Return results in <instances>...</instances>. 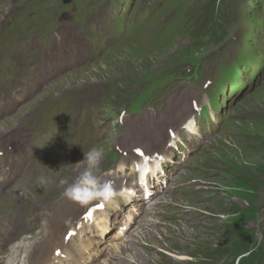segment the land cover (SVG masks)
Wrapping results in <instances>:
<instances>
[{
  "label": "rangeland",
  "instance_id": "rangeland-1",
  "mask_svg": "<svg viewBox=\"0 0 264 264\" xmlns=\"http://www.w3.org/2000/svg\"><path fill=\"white\" fill-rule=\"evenodd\" d=\"M88 1L91 0L84 1L81 8L78 4L83 3L82 0H78L77 4L72 1L71 10L64 12V15L72 19L73 7L79 9L74 13V17L75 14L79 16L86 9H89V12L84 13L85 17L96 13L93 18L96 25L88 23L86 18L79 26L86 25L88 31L97 36L94 37L99 54L97 61L82 70L58 78L55 83L45 87V91L38 94L31 103L29 102L30 104L21 106L11 117L1 119L0 140L13 137L17 144L25 145V138L21 135L27 130L28 136L30 129L35 127L39 128V138L45 143L46 137L53 135L51 130L53 122L56 123L58 103L61 100L68 99L73 106L86 102L104 108L108 103H116L121 93L126 92L125 86H121L116 90L117 92L107 93L101 88V84L104 82L113 86L120 76L118 72L121 64L126 65L127 68H132L135 64L140 66L133 74L131 72L125 74L126 78L130 77L127 80L131 86L135 85L137 80L152 79L156 71H168L169 76L171 74L176 76L175 71L181 67L190 69L194 66V61L201 56L200 61L204 68L214 67L219 70L225 62L223 59L231 60L234 54L239 53L238 49L241 48H237V45L240 42L244 47H251L247 42V33L253 35L255 28L258 25L261 28L263 25L260 18L261 11L256 9L264 0H242L244 11L249 16L242 18L240 33L232 32L238 36V39L226 43L225 41L229 40L228 36L221 41V46L195 45L191 54L186 56V40L189 35L185 34L187 27L181 13L191 2L199 3L201 0H163L162 2L161 0H103L101 4L96 2L97 11L93 10L94 7L85 5ZM61 5L60 0H0V53L12 51V48L4 49L20 31L23 35H27L26 27L31 24L46 22L47 26L54 28L51 19L54 20L63 11L59 8ZM152 5L155 7V12L157 11L155 17L147 26H143L140 21L143 9ZM161 5L162 8L159 10ZM167 22H172V27L167 29L162 39L157 38L155 34L152 35L157 28ZM59 27H65L64 21L59 23ZM38 33V31L33 32V34ZM35 40L40 46L49 43L50 38L45 28H41L40 35ZM201 47L205 48L198 50ZM20 55L21 61L9 59L4 62L1 58L0 61L10 66L11 70L16 68V71H20L24 63L28 62L29 65L32 60L30 55L27 57ZM34 70L29 68L28 73L33 74ZM2 71L0 70V79L4 76ZM174 76L170 79H175ZM182 84L184 83L178 80L170 90L164 91L160 98L165 102L163 110L154 107V113L149 110L147 114L169 112L162 118L161 123L169 124L177 120L186 105L187 98L191 96ZM22 86L29 88L31 84L20 79L13 85L15 88ZM105 95L108 97L104 98ZM179 98L183 100L180 104ZM145 123V120H142L139 126ZM61 128L63 125L59 124L56 129L58 134ZM222 129L219 135L202 147L198 157L191 161L190 168L177 179L184 186L187 194L167 199V203H163L162 208L156 210L155 215L141 217L140 222L128 232L125 241L120 244L127 247L126 251L122 252L123 256L117 257L118 253H110L106 257L107 260L114 262L112 264L128 263L124 256H132L135 254L133 250H139V257L146 256L144 264H238L244 257L241 256V251L240 253L237 251L238 248H243L242 239L237 242L239 243L237 247L223 254L225 256L222 258L218 259L220 254L209 259L206 253L219 245L223 247L225 245L223 241L226 243L224 247H228L232 239L224 237L227 227L246 233V238L251 243L250 247L264 243V231L260 229L264 225L261 220V216L264 219V184L256 191L255 189L249 191L248 186L243 187L241 181L231 178L228 174V171L237 169L251 178L264 174V83L236 106ZM11 131L15 132L12 134ZM31 143L33 151L29 157L27 156L26 162L32 163L33 170L25 177L20 175L17 178L18 182L0 193V209L7 219L0 222V243L8 238L9 229L13 230L12 226L16 224L14 225L16 231L11 234V241H7L10 246L6 245L4 248L7 246L11 248L24 242H26L24 249L32 248L45 229L42 226L41 211L54 206V201L61 197L66 187V184L60 183L61 180L70 183L78 176L75 172L82 170L76 164L84 159V155L74 157L72 156L74 151L65 149L66 146L62 145L51 146L49 151L44 146ZM109 143L110 147L103 148L102 145V148L109 150L112 146H116V141ZM259 143L261 147H257ZM55 144L56 142L53 145ZM8 150L10 149L6 151ZM247 160L255 164L257 170H254L250 163L247 164L245 162ZM42 178L46 183H40ZM231 205L236 207L235 211L229 210ZM171 215L176 217L169 218ZM53 217L54 214L49 217L48 226ZM138 236L143 240L133 242ZM151 241L158 243L160 248L153 247ZM4 248L0 249V253ZM121 258L122 261H119ZM104 260L105 258L100 259L98 264ZM130 263L132 264V261Z\"/></svg>",
  "mask_w": 264,
  "mask_h": 264
},
{
  "label": "trees",
  "instance_id": "trees-1",
  "mask_svg": "<svg viewBox=\"0 0 264 264\" xmlns=\"http://www.w3.org/2000/svg\"><path fill=\"white\" fill-rule=\"evenodd\" d=\"M238 2L239 0H205L204 3L192 7L190 12L186 13V16L193 39L200 41L204 37L213 38L216 36V30L220 31L222 35L225 34L224 29L218 28L219 20H226L229 22L239 21L242 16V9H239ZM138 67H140L139 64H135L132 68H127L126 65L121 64L118 75L126 74L127 72L133 74ZM121 86H123L122 83L117 86V90L120 89ZM124 90L126 91V89ZM259 146L261 147L260 143L257 144V147ZM245 162L247 164L250 163V166H252L254 170H257V166L250 160ZM228 174H230L229 176L231 178L241 181L244 184L243 187L248 186L249 191L254 189L256 191L259 186L264 184V174L258 175V177L255 178L253 177L254 175H252L253 178H251L249 175L240 172L239 169L228 171ZM235 208L234 205H231L229 210L235 211ZM262 227H264V225H262ZM262 227H260V229L264 231ZM224 233L225 239L226 237H231L232 240L230 244L228 247H224L226 243L223 241L225 244L223 247L219 245L216 249H211L209 253L207 251L206 253L209 259L220 254L218 259L222 258V256H225L223 254L230 252L233 247H237L239 244L237 242L242 239L243 248H238L237 251H239L238 253L241 251V256H244V253H248V255L241 258L238 264H264V246L262 244L260 246L255 245L256 247H250L251 243L247 240L246 233H240L238 229H234L233 227H227ZM242 245L240 247H242Z\"/></svg>",
  "mask_w": 264,
  "mask_h": 264
},
{
  "label": "clouds",
  "instance_id": "clouds-1",
  "mask_svg": "<svg viewBox=\"0 0 264 264\" xmlns=\"http://www.w3.org/2000/svg\"><path fill=\"white\" fill-rule=\"evenodd\" d=\"M105 156V150L100 146H94L87 152H84V159L76 165L81 167L78 176L73 182L67 183L66 180H61V184H66L64 187V196L81 206L90 205L92 202H99L101 205L110 203L119 193L114 188L112 181H102L98 175L100 166ZM41 184L46 183L44 178L40 181ZM45 227L47 221L42 222ZM247 256L248 253H244Z\"/></svg>",
  "mask_w": 264,
  "mask_h": 264
},
{
  "label": "bare ground",
  "instance_id": "bare-ground-1",
  "mask_svg": "<svg viewBox=\"0 0 264 264\" xmlns=\"http://www.w3.org/2000/svg\"><path fill=\"white\" fill-rule=\"evenodd\" d=\"M234 110V109H233ZM23 180V179H22ZM25 192V191H24ZM14 228H16V226H14ZM3 230V229H2ZM10 230V232L8 233V238L7 239H5L2 243H0V249H2V248H4V246H6V244L5 243H7V241H11V234L13 233V231H15V230H11V228L9 229ZM132 239V238H131ZM138 240H143L142 238H141V236H138V239L137 240H134L133 242H137ZM152 242V246L153 247H156V248H160V246H159V244L158 243H156V242H153V241H151ZM9 243H11V242H9ZM14 248H19V247H17V246H15ZM126 249H127V247L126 246H120V244H115L112 248H110V253H114V254H116V253H118L116 256L118 257V256H123L122 255V252H125L126 251ZM20 251L22 252V250L20 249ZM25 251H27V250H25ZM134 251V255H132V256H129V255H126V256H124V257H126L127 258V260L129 261L128 263H124V264H131L130 263V261H132V264H144V263H146V256H143V257H139L138 256V253H139V250H133ZM23 252H24V250H23ZM133 253V252H132ZM137 253V254H136ZM18 255H17V253H16V251H14L13 252V254H12V256H11V258L10 259H8V260H5V264H15V263H17L18 262ZM0 259H2V256H1V253H0ZM122 259L123 258H121V260H119V261H122ZM143 259V261H141ZM149 261V260H148ZM2 263V261L0 260V264ZM112 263H114V262H112L111 260H107L106 258H105V260H104V262H102L101 264H112ZM100 264V263H99Z\"/></svg>",
  "mask_w": 264,
  "mask_h": 264
},
{
  "label": "snow or ice",
  "instance_id": "snow-or-ice-1",
  "mask_svg": "<svg viewBox=\"0 0 264 264\" xmlns=\"http://www.w3.org/2000/svg\"><path fill=\"white\" fill-rule=\"evenodd\" d=\"M98 207L102 208L103 205H98ZM88 218H89V219L91 218V214H90V213L88 214Z\"/></svg>",
  "mask_w": 264,
  "mask_h": 264
}]
</instances>
